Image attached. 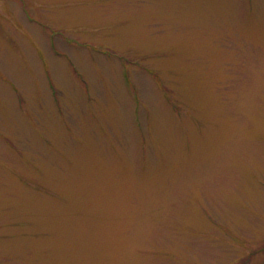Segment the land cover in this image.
<instances>
[{
  "label": "rangeland",
  "instance_id": "obj_1",
  "mask_svg": "<svg viewBox=\"0 0 264 264\" xmlns=\"http://www.w3.org/2000/svg\"><path fill=\"white\" fill-rule=\"evenodd\" d=\"M0 264H264V0H0Z\"/></svg>",
  "mask_w": 264,
  "mask_h": 264
}]
</instances>
